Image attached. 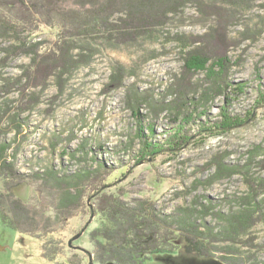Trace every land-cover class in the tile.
Segmentation results:
<instances>
[{"label": "trees", "instance_id": "obj_1", "mask_svg": "<svg viewBox=\"0 0 264 264\" xmlns=\"http://www.w3.org/2000/svg\"><path fill=\"white\" fill-rule=\"evenodd\" d=\"M256 1L0 0V52L3 54L0 67L19 56L30 59L18 78L2 79L0 98L15 88L21 91V97L25 96L24 104L11 115L14 123L19 115L40 103L38 93L30 90L45 91L48 80L53 78L61 94L73 72L89 64L96 54V46L119 47L150 39L153 32L164 28L172 17L192 5L200 19L210 25L202 35L173 36L182 65L173 75L166 93L155 100L151 92L141 93L132 85L127 88L125 99L136 123L142 125L148 121L150 133L152 120L163 112L172 116L176 124L162 143L136 132L140 143L138 153L151 158L176 154L192 144L194 137L185 129L192 122L199 130L194 144L245 123V119L229 112V104L242 94L246 82L233 85L229 80L231 69L242 60L232 62L228 55L232 47L244 41L255 42L264 32V22L253 29L245 26L233 38L229 28L238 22L240 12L253 7ZM44 28L52 31V40L39 38ZM199 73L203 77H196ZM125 75V69L116 66L105 85L107 90L122 86ZM219 97L223 98L220 119L201 120L209 104ZM142 106L147 108L145 115L140 112ZM9 112L0 108V135L5 134L2 124ZM19 132L17 125L15 133ZM10 148V143H0V181L4 188L0 192V221L18 233L40 240L42 256L49 262L64 257L67 248L64 239L53 235L65 230L71 218L84 213L87 205L90 216L99 215L100 226L90 232L94 251L83 253L98 264H143L154 254L173 252L179 235L188 254L213 258L216 252L221 264H259L257 256L264 251V246L255 243L257 239L252 232L264 222L263 200L259 199L264 193V180L253 176L251 166L258 163L255 159L264 156V148L255 147L242 165L228 164L222 155L214 156L205 166L212 173L203 182H195L210 186L235 175L242 176L247 192L231 200L236 206L228 213L216 211L210 203L205 206L194 200L169 215H160L147 200H134L129 205L118 196L104 193L109 185L104 183L107 168L102 163H97L93 170L79 169L69 175L48 169L42 174L24 176L9 158ZM28 177L34 183L39 182L36 189L40 194L39 205H28L12 193L13 188L26 184ZM41 202L46 205L43 207ZM209 216L217 221L215 225L206 223ZM243 254L249 255L242 258ZM65 260L68 264H84L77 254Z\"/></svg>", "mask_w": 264, "mask_h": 264}, {"label": "rangeland", "instance_id": "obj_2", "mask_svg": "<svg viewBox=\"0 0 264 264\" xmlns=\"http://www.w3.org/2000/svg\"><path fill=\"white\" fill-rule=\"evenodd\" d=\"M238 19L229 28L232 38L238 36L245 26L253 29L264 22V0H258L253 7L240 12ZM209 25L200 19L194 6L187 5L164 28L153 32L150 39L119 47L96 46V54L89 64L73 72L61 94H58L53 78L48 80L45 91L40 92L39 88L30 90L38 93L40 103L19 115L14 123L11 122V115L17 112L18 106L24 104L25 96L21 97L18 88L3 95L0 108L10 112L2 124L5 134L0 135V143L11 144L8 155L18 172L30 176L53 169L69 175L79 169L93 170L98 166L97 163H102L107 168L104 183L109 185L104 193L118 196L129 205H133L134 200H147L160 215L172 214L177 207L188 206L194 200L205 206L210 203L222 213L235 208L231 200L247 192L242 176L235 175L210 186L195 182H203L212 173L213 170L205 166L214 156L222 155L228 164L242 165L255 147L264 148V32L255 42L244 41L232 47L228 55L232 62L239 58L242 60L239 66L231 69L229 80L233 85L246 82V86L242 88V94L237 95L228 106L231 115L246 120L242 126L194 144L199 130L192 122L185 127L188 134L194 137L191 145L176 154L142 157L138 153L140 143L136 132L156 143H162L166 140L167 132L176 124L172 116L163 112L152 120L150 133L146 126L148 121L145 120L142 125L136 123L132 112L125 105L127 88L132 85L141 93L151 92L154 99L159 100L182 65L180 49L173 36L183 33L202 35ZM39 33L40 39H53L50 29L44 28ZM2 58L0 52V60ZM29 62L27 56L9 60L4 67H0V84L3 78L14 79L22 75L23 65ZM118 65L126 71L123 85L107 90L105 85ZM196 77L201 78L203 74L199 73ZM222 101L223 98L219 97L211 102L201 120H219ZM146 111L147 108L142 106L140 112L145 115ZM17 125L20 126L19 133H15ZM73 152L76 154L71 157ZM255 160L258 163L251 166V173L264 180V156ZM38 183L28 177V182L13 188L12 193L28 205H39ZM3 190L0 181V192ZM259 199L263 200L261 207L264 212V193ZM84 206V213L71 218L65 230L53 236L64 239L66 245L84 229L71 246L93 252L90 232L100 226V218L99 215L91 217L88 206ZM206 223L213 226L217 221L209 216ZM252 234L257 239L255 243L264 246V222L253 229ZM175 239L177 247L173 252L154 254L143 264H221L217 260L218 253L215 252L213 258L197 257L186 253L180 235ZM39 244L37 238L18 233L0 221V264H68L65 259L72 254L81 257L84 264L89 262L87 256L70 246L66 248L64 257L49 262L42 256ZM260 253L258 262L264 264V251ZM248 255L243 254L242 258Z\"/></svg>", "mask_w": 264, "mask_h": 264}, {"label": "water", "instance_id": "obj_3", "mask_svg": "<svg viewBox=\"0 0 264 264\" xmlns=\"http://www.w3.org/2000/svg\"><path fill=\"white\" fill-rule=\"evenodd\" d=\"M92 217V216H91ZM82 232H84V229L81 230L77 235L73 236L69 241L67 246H71L72 242L77 240L81 235ZM220 263V262H219ZM89 264H93L91 256L89 257Z\"/></svg>", "mask_w": 264, "mask_h": 264}, {"label": "flooded vegetation", "instance_id": "obj_4", "mask_svg": "<svg viewBox=\"0 0 264 264\" xmlns=\"http://www.w3.org/2000/svg\"><path fill=\"white\" fill-rule=\"evenodd\" d=\"M67 245H68V242L66 243ZM66 245V246H67ZM68 247V246H67ZM70 247H72L75 251H77V250H79V252H81V253H83V252H85L86 250H84V249H82V248H80V247H78V246H70ZM80 249H82V250H80ZM88 252V251H87ZM83 254H85L86 256H88V254L87 253H83ZM88 258V260H89V257H87Z\"/></svg>", "mask_w": 264, "mask_h": 264}]
</instances>
